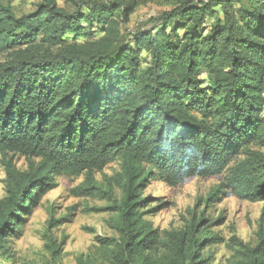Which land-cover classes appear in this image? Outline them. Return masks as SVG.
I'll use <instances>...</instances> for the list:
<instances>
[{
	"label": "trees",
	"instance_id": "trees-1",
	"mask_svg": "<svg viewBox=\"0 0 264 264\" xmlns=\"http://www.w3.org/2000/svg\"><path fill=\"white\" fill-rule=\"evenodd\" d=\"M63 2L39 0L18 16L0 0V248L66 174L83 177L74 197L108 203L86 212L113 213L117 235L95 237L103 264H211L205 250L218 237L205 217L161 232L143 191L154 177L175 187L227 172L208 202L225 187L264 200V153L254 147L264 146V0ZM155 2L171 9L127 33L136 8ZM115 161L120 170L100 182ZM258 237L257 246L233 237L228 264H264L263 228ZM62 244L46 242L50 264Z\"/></svg>",
	"mask_w": 264,
	"mask_h": 264
},
{
	"label": "rangeland",
	"instance_id": "rangeland-1",
	"mask_svg": "<svg viewBox=\"0 0 264 264\" xmlns=\"http://www.w3.org/2000/svg\"><path fill=\"white\" fill-rule=\"evenodd\" d=\"M38 1L13 0L15 13L20 16L34 10ZM59 3L64 5L63 0H59ZM169 9L171 6L162 2L139 6L130 21L124 24V29L129 33L138 28H149L152 17ZM254 147L264 153V146ZM11 156L19 169L27 168V160L23 156L10 153L7 158ZM3 160L4 156L0 154V200L6 195V170ZM118 170L120 162L115 161L103 173L98 172L96 177L101 182L104 174L110 176ZM226 174L227 172L205 178L189 177L175 187L167 185L157 177L150 179L143 191V196L147 198L143 208L147 211L146 218L163 232L183 227L185 220L194 214L204 216L210 230L218 237L217 242L209 246L205 253L211 264H228L234 255L229 246L233 237H238L251 246L259 243L258 232L261 228L264 229V200L250 201L225 187L219 198L208 202L209 195L216 186L224 182ZM82 180L83 177L76 178L66 174L58 177V186L43 197L40 204L19 226L20 237H11L4 248H0V264H50L51 254L46 248V242L50 239L57 243L64 240L58 264H77L78 257L88 255L96 259V264H103L95 237L117 235L108 226L113 213L85 211L86 207H105L108 203L74 197L71 189ZM116 195L120 196V192L117 191ZM62 218L67 219L48 232L49 222Z\"/></svg>",
	"mask_w": 264,
	"mask_h": 264
}]
</instances>
